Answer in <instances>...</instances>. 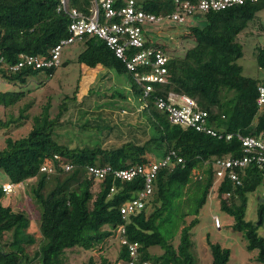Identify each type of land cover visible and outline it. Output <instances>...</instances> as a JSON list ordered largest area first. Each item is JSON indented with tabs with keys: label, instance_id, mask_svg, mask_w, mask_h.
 Returning <instances> with one entry per match:
<instances>
[{
	"label": "trees",
	"instance_id": "trees-1",
	"mask_svg": "<svg viewBox=\"0 0 264 264\" xmlns=\"http://www.w3.org/2000/svg\"><path fill=\"white\" fill-rule=\"evenodd\" d=\"M90 5L91 0H67L64 10L61 0H0V80L4 86H14L0 89L2 107L15 105L24 97L28 83L36 79L44 84L57 68L12 70L9 66L18 61L21 53L48 55L61 39L69 36V9L89 13ZM136 5L158 15L175 9L174 0H136ZM263 11L264 0H255L197 14L203 24H188L178 35L179 39L192 40L191 46L182 53L168 54L167 82H152L148 93L144 91L146 82H138L103 40L84 35L79 40L83 48L76 58L80 69L106 68L101 77L103 84L115 74L125 76V86L118 88L117 80L115 86L91 89L78 101V76L75 89L70 96H64L54 116H50L48 102L39 114L32 116L27 134L5 139V146L0 149V170L9 182L26 183L41 237L30 253L27 249L33 238L27 231L29 214L3 203L7 194L0 184V264H70L68 250L100 249L122 223L125 237L139 243L141 260L194 264L192 229L200 222V210L210 202L212 192L219 209L232 217L231 228L244 237L247 250H257L255 259L264 264V163L235 167L239 183L229 177L227 170L214 186L216 160L244 154L237 137L228 140L225 134L264 135V103L257 102L258 85L264 86V79L243 75L237 61L243 55L238 35ZM146 44L168 49L165 43L151 44L149 39ZM255 58L258 67L264 69V44L256 46ZM169 93L194 99L207 112L208 122L223 136L172 123L167 112L155 103L158 97L167 100ZM118 100L126 104L117 105ZM26 107L19 108L16 118L10 114L6 120L0 119V128L26 119ZM77 114V118L73 117ZM111 136L116 142L107 143ZM167 155L171 162L157 170L150 200L127 219L122 218L119 207L141 190L143 178L137 175L126 181L109 173L98 180L87 170L88 165L105 164L119 169L132 163L145 164L149 157L161 159ZM48 162L54 171H40L41 165ZM61 163L72 166L66 170ZM31 179L33 182L29 183ZM112 186L116 188L113 193ZM260 186L262 192L258 195ZM250 195H255V220L246 214ZM6 233L11 239L1 243ZM205 237L211 264H228L230 248L213 242L208 233ZM154 246L162 253H152ZM129 259L127 247L119 244L116 262L128 264ZM100 263L111 261L102 255ZM82 264L97 263L94 256H89Z\"/></svg>",
	"mask_w": 264,
	"mask_h": 264
},
{
	"label": "built area",
	"instance_id": "built-area-1",
	"mask_svg": "<svg viewBox=\"0 0 264 264\" xmlns=\"http://www.w3.org/2000/svg\"><path fill=\"white\" fill-rule=\"evenodd\" d=\"M247 1L255 0H174L175 9L169 14L158 15L147 12L136 5V0H91L89 13H85L76 8H70L68 15L70 23L68 26L69 36L61 39L49 52L48 55H34L21 53L16 63L9 67L18 70L22 67L33 69L41 67H59L62 63L60 52L64 45L80 40L84 35L96 36L103 40L119 58L128 70L134 73L138 82L144 83L145 93L153 88L152 82L166 83L168 54L161 47L146 46L147 38L144 35V27L148 24H158L161 22H175L183 24L189 21L191 16L202 14L208 11L225 9L231 6L243 4ZM64 10L67 8V0H61ZM2 58L0 57V61ZM149 68L147 71L140 72V69ZM258 105L264 103V86L258 85ZM158 108L165 110L169 120L174 124L183 127H192L197 131L205 132L210 135L222 137L212 124L208 122V114L200 109L195 100L184 94L169 93L168 99L158 97L155 100ZM237 137L243 146L244 154L241 157L227 156L217 159L216 180L214 186L220 182L221 178L228 170L231 179L239 183L238 177L234 172L235 167L244 166L249 162L264 163V135L249 136L240 133H227L226 139ZM174 155V153H172ZM59 158L58 155L54 156ZM177 161H181L180 158ZM171 162L170 155L161 159L149 157L145 164L132 163L124 168L115 169L110 164L88 165L87 170L96 179L100 180L105 175L112 173L116 178L130 181L137 175L143 178V187L137 194L124 201L119 207L123 219H127L131 214L141 210L145 203L150 200L154 191V179L157 170ZM67 170L72 165L61 163ZM40 171L51 173L54 166L51 162L44 163ZM200 177V176H199ZM22 183L4 182L1 184L5 194L13 192L14 188H20ZM112 186L110 192H115ZM213 224L217 228L221 227L218 216H212ZM125 225L122 223L117 226L116 234L119 244L127 247L129 255L128 264H163L160 261L150 259L141 260L139 255V243L131 242L125 237Z\"/></svg>",
	"mask_w": 264,
	"mask_h": 264
},
{
	"label": "rangeland",
	"instance_id": "rangeland-1",
	"mask_svg": "<svg viewBox=\"0 0 264 264\" xmlns=\"http://www.w3.org/2000/svg\"><path fill=\"white\" fill-rule=\"evenodd\" d=\"M203 24V18L199 15L191 16L189 21L184 24H177L175 22H161L158 24L146 25L145 37L150 40V43L155 42L165 43L168 49H164L167 54L169 53H182L186 48L190 47L192 40L179 39L178 35L183 28L188 24ZM243 46V55L237 61L242 65V73L245 76L259 77L264 79V69L259 68L255 58L256 46L264 44V11L260 12L254 20L248 23L244 31H242L237 38ZM83 44L78 40L70 44H66L62 47L60 56L62 63L56 68L54 74L45 81L44 84H40L38 80L34 79L28 83L25 88L24 97L19 100L12 107L4 108L0 105V119L6 120L10 117V114L16 118L19 115V108L26 105L25 114L28 115L26 119L21 120L18 123L11 124L8 127L0 128V149L5 146V139L7 137L19 138L27 134L31 128V119L35 114H39L42 107L49 102L50 116H54L59 108V104L65 95H71L76 87L77 77L79 76L78 91L76 93L77 100H81L91 89H102V87L111 85L115 86V81L118 80L116 86L122 89L125 85L123 83L125 76L117 77L115 74H111V79L103 84L101 77L107 72L106 68L97 67L94 69H88L85 66L80 69L78 62L76 61L78 53L82 50ZM43 78V77H42ZM105 83V82H104ZM10 86V87H9ZM9 87V88H7ZM127 87V86H126ZM14 89L12 85L4 86V82L0 80V89ZM106 100V99H105ZM117 105L124 106L125 101L118 100ZM131 105V103L129 104ZM73 117L77 118V115ZM108 137L106 142H116L115 139ZM9 182L7 175L0 170V184ZM33 182V179L29 183ZM20 188H14L13 192L6 195L3 199L4 204L11 205L14 209H25L30 217V224L27 231L33 238L32 244L28 246L30 253H32L38 244V240L41 237L39 231V221L37 219V212L29 198L27 192L26 183H22ZM262 187L257 189V194L262 192ZM257 196V195H256ZM211 198V200H210ZM210 202L205 204L199 213V223L192 229V238L195 242V263L194 264H211V254L206 242V234L213 242H219L223 246L230 248L231 255L228 264H244L245 262H251V264H260L256 261L255 256L257 250L249 251L246 248V240L238 231H234L231 228L233 219L230 215L221 211L218 206V201L215 197V192L210 193L208 199ZM255 195H250L246 214L249 219L255 220L257 213L255 209ZM218 216L221 222V228H216L213 224L212 216ZM191 217H187L189 221ZM262 234V228L258 229ZM11 239L10 233L1 240V243L9 241ZM177 243V240H175ZM4 249H8L4 245ZM119 250V238L115 233L104 240L101 244V248L98 247L92 250H83L82 248H74L67 251V261L70 264H82L87 261L89 256H94L97 264L100 263V257L103 255L111 264H118L116 262L117 253ZM151 252L154 254L162 253V249L158 246L151 248ZM120 264V263H119Z\"/></svg>",
	"mask_w": 264,
	"mask_h": 264
},
{
	"label": "water",
	"instance_id": "water-1",
	"mask_svg": "<svg viewBox=\"0 0 264 264\" xmlns=\"http://www.w3.org/2000/svg\"><path fill=\"white\" fill-rule=\"evenodd\" d=\"M65 64H66V62H63V63H62V65H65ZM259 223H260V221L257 222V224H259Z\"/></svg>",
	"mask_w": 264,
	"mask_h": 264
}]
</instances>
